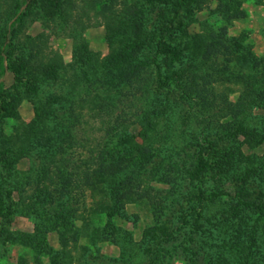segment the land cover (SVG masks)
Instances as JSON below:
<instances>
[{
    "label": "rangeland",
    "instance_id": "rangeland-1",
    "mask_svg": "<svg viewBox=\"0 0 264 264\" xmlns=\"http://www.w3.org/2000/svg\"><path fill=\"white\" fill-rule=\"evenodd\" d=\"M19 1L0 0V43ZM90 1L109 0H32L12 38L0 152L14 145L18 122L31 124L35 109L76 79L86 102L50 104L61 118L10 172L0 164V264H264V0H200L188 9L178 8L179 0H135L150 40L135 54L142 68L133 89L81 82V72L89 73L84 66L110 58L105 22L89 9L80 17ZM164 27L173 34L161 41L167 54H157ZM210 31L237 46L222 52L217 39L204 37ZM49 61L58 75L39 79ZM170 75L209 79L210 124L197 126L193 102L173 80L163 81ZM87 91L102 99L85 98ZM12 109L17 118L7 116ZM159 109L164 115L156 122ZM207 142L232 153L233 177L220 178L198 161ZM97 159L122 166L114 180L85 179ZM46 168L70 180L63 199L54 191L59 178L44 186ZM120 190L129 194L116 201ZM160 226L169 235L154 244L144 232Z\"/></svg>",
    "mask_w": 264,
    "mask_h": 264
},
{
    "label": "trees",
    "instance_id": "trees-1",
    "mask_svg": "<svg viewBox=\"0 0 264 264\" xmlns=\"http://www.w3.org/2000/svg\"><path fill=\"white\" fill-rule=\"evenodd\" d=\"M31 1L32 0L19 1L18 5L15 8L13 19L5 28L2 35L0 43V96L2 97L7 95L4 91L3 78L8 70H11L14 73L12 69L8 68L12 38L15 36L17 29L23 24L26 17L25 10L27 9ZM131 1L133 3L132 5H127L125 0H109L108 2L103 3L99 1H90L86 2L85 6L82 7L83 11L80 17L87 16V12H85L84 9H89L92 11L95 18L102 19L105 22V32L107 36L108 48L110 51L109 62L103 60L99 61L98 63L94 62L88 64V67L84 66V68L89 73H85V71L81 72L80 76L82 77V83L85 84L90 81L89 83H91V85L99 83L100 86L104 87L106 86L105 84L109 81L110 84H113L119 89H133L134 87L140 86V75L142 67H140V64H138V66L140 67L139 69L137 64H135V54H137L138 52H142V50L147 47L146 45L149 43L150 39L149 33L144 29V19L141 18V16H136L134 13V7L135 4H137V1ZM190 3L199 5L201 1L179 0L180 5H178V8L188 9ZM116 6H119L121 9L123 7L124 12L122 13V15H119L116 10ZM118 34L121 35V38L115 39V37H118ZM172 34L173 32L169 27L160 29L158 33L159 41L156 43L157 54H167V49H162V47L165 45L162 44L161 41L166 35L172 37ZM204 37L206 39H217V45L221 46L222 52L226 54L231 53L234 46H237L233 39L229 38L226 34L223 33L221 34L210 31L207 35H204ZM125 39L127 40V43L121 46L117 45V42H119V40ZM226 60L228 62L230 61L228 58H226ZM225 68L228 69L227 65L225 66ZM58 70L57 68L53 67V65L49 61L46 63L45 67H41L39 71V74L41 76L39 77V79L54 78L58 75ZM119 73L120 75H118ZM109 74L113 75V79L116 78L115 81H113L112 78H109ZM174 77L175 76L170 75L162 79L165 82L173 80L181 95H183L187 100L193 102V105H195L198 112H196L197 115H193V119H195L196 124H198L197 126H200L204 121L210 124L208 119L213 115H209V111H211L212 109V102L214 101L215 95L213 93L214 89L209 86V79H207L206 77L194 75L193 77H191V79L182 81L180 79H175ZM35 79L36 78L32 77L31 81L29 82H34ZM74 84H71L72 88L67 93L58 95L57 97L51 99L49 103L47 102L39 105V108L35 109V119L32 120L31 124L25 125L21 122H18V125L16 126V133H19V131H21V133L19 134V136H16L14 138V145L10 144L7 147L3 148L0 152V164L3 170L10 172L11 169L14 168V160L16 158V160L24 158L27 153L26 149L32 148V140L38 139L42 136V134L46 132V127L47 125H49L50 121L52 122L57 118H61L59 114L56 115L57 113L54 114L53 110H50V104H53L55 105L54 107H56L61 104L63 105L66 103H72L75 98H79L78 101L80 103L86 102L85 99H81V96L83 94H81V92H78L77 79L76 83ZM85 95V98L92 99L93 102L95 98L97 100L99 98L102 99V96L92 95V93L88 91L85 93ZM7 97H9V95H7ZM261 97L264 98V89H262L258 93V98ZM153 115L154 120L157 122L164 115V111L159 109L158 111H155ZM7 116L11 118H17V114L13 109L8 112ZM239 133L242 136H246L244 126L241 125L239 127ZM38 142L39 144H41L40 141ZM204 144L203 146L201 145V150H199L198 152V161L209 167V170L214 172V174L219 176L220 178L227 179L230 176L233 177V170H235V168L230 165L232 160V153H230V151H225V154H223L222 151L214 149L210 142ZM48 145H50V143H48ZM97 161L98 163L95 166L94 170L90 171V173L88 174L86 173V180L89 176L92 175L94 176V178H96V180H100L102 182L114 180L115 176L119 173V170H121L122 167L118 163H103L100 159H97ZM42 178L44 180L43 183H45L44 186L55 185L57 183L55 181V178H59L61 182H59L60 184H56L57 188H54V191L58 193V197H64L63 193L67 192V189H65L64 187L69 184V179L64 180L65 178L61 176L59 172L53 171L50 168H46ZM59 186H61V188ZM11 194L12 189L5 192L7 200H10ZM126 194H129L128 191H118L115 196L116 201L126 198ZM2 202L3 200L1 199L0 215L2 214L4 208V204ZM239 203L246 204L243 203V200L239 201ZM262 216L264 217V213ZM168 235V229L165 226H160L155 230H147L144 232V236H146L147 239H149L154 244L159 243L161 240L165 241ZM52 264L56 263H54L53 261Z\"/></svg>",
    "mask_w": 264,
    "mask_h": 264
}]
</instances>
